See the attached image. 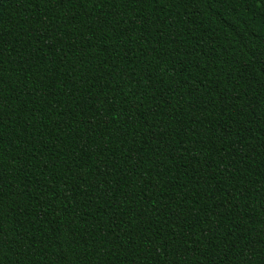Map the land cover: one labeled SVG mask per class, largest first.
<instances>
[{
	"label": "trees",
	"instance_id": "1",
	"mask_svg": "<svg viewBox=\"0 0 264 264\" xmlns=\"http://www.w3.org/2000/svg\"><path fill=\"white\" fill-rule=\"evenodd\" d=\"M0 264H264V0H0Z\"/></svg>",
	"mask_w": 264,
	"mask_h": 264
}]
</instances>
